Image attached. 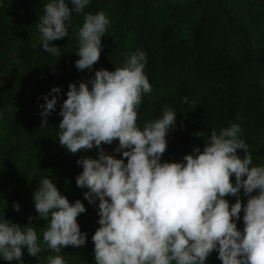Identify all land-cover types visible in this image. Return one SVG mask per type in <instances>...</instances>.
Returning a JSON list of instances; mask_svg holds the SVG:
<instances>
[{"label":"clouds","instance_id":"clouds-1","mask_svg":"<svg viewBox=\"0 0 264 264\" xmlns=\"http://www.w3.org/2000/svg\"><path fill=\"white\" fill-rule=\"evenodd\" d=\"M70 3L71 8L66 0H49L39 17V45L54 56L60 47L50 42L69 35L72 14L82 12L90 0ZM110 23L104 11L85 14L77 33L78 70L98 62ZM147 62L146 53L136 50L125 54L122 67L99 69L78 86L70 83L59 112L60 145L72 153L98 149V158L78 159L83 170L76 177V185L88 189L84 199L99 202L100 226L92 235L95 264H206L213 251L222 264H264V165L250 167L252 155L238 123L219 134L213 129L203 150L194 147L179 162L162 161L177 114L165 108L159 118L137 125L142 98L153 90L144 72ZM60 92L53 87L42 97L41 127L48 124ZM114 141L122 158L102 147ZM241 189L248 197L245 204ZM229 195L236 198L231 205ZM33 201L38 218L47 221L43 242L49 249L60 253L62 247L86 244L87 233L77 221L86 211L80 199L70 202L46 177ZM13 207L18 211L20 205ZM241 211L242 230L237 227ZM38 240L34 226H21L0 213V259L23 264L24 249L33 257L42 251ZM47 264L67 262L60 254L50 256Z\"/></svg>","mask_w":264,"mask_h":264},{"label":"trees","instance_id":"trees-1","mask_svg":"<svg viewBox=\"0 0 264 264\" xmlns=\"http://www.w3.org/2000/svg\"><path fill=\"white\" fill-rule=\"evenodd\" d=\"M48 2L0 0V213L21 226H34L42 248L36 257L24 249L23 264H47L56 255L43 242L46 225L28 219L38 215L33 195L46 177L70 202L80 199L86 208L77 217L81 231L87 233L86 244L62 247L64 259L67 264H95L92 235L100 226L99 202L93 205L84 199L88 189L78 187L76 177L83 170L78 159L98 158V149L72 153L60 145L59 112L70 83L78 86L99 69L122 67L125 54L146 53L144 72L153 88L142 98L137 125L143 127L159 118L165 108L177 114L162 161L179 162L194 147L203 150L213 129L219 134L238 123L241 139L252 155L250 167L264 165V0H244L248 8L257 7L252 27L251 21L243 24L235 17L228 0H90L82 12L72 14L69 35L50 42L60 47V55L55 56L36 41L40 38L39 17ZM66 3L72 7L70 0ZM214 3L219 16L210 14ZM99 11L111 21L102 37L103 50L91 69L78 70L77 33L85 14ZM233 51L236 59L231 58ZM53 87L61 89L56 109L41 127L42 97ZM117 146L118 141L102 144L107 154L122 158L114 151ZM237 152L243 157V150ZM230 179L234 182L235 177ZM225 198L230 205L236 199ZM247 198L241 189L242 204ZM15 203L20 205L18 211ZM240 215L237 227L242 230L243 211ZM206 263L222 264L216 251ZM0 264L18 262L0 259Z\"/></svg>","mask_w":264,"mask_h":264},{"label":"rangeland","instance_id":"rangeland-1","mask_svg":"<svg viewBox=\"0 0 264 264\" xmlns=\"http://www.w3.org/2000/svg\"><path fill=\"white\" fill-rule=\"evenodd\" d=\"M171 1H174V2H177V3H181V2L184 3V0H181V1H179V0H171ZM228 2L229 3H232V5H233L235 17L238 20H240L241 22H243V24H245V22L246 23H249V21H251L250 24H249V26H250L252 24L253 20L255 19V16H256L255 13H256L257 7L255 6V7L251 8L252 7L251 6L250 8H248V6L244 3V0H228ZM211 8H212V10L210 9V14L211 15L214 14L216 16H219L214 11L215 9H217L215 3L212 5ZM252 26L253 25H251V27ZM36 41L38 42L39 39H36ZM230 53H232L231 58L232 59H236L235 58L236 56H235L234 51L233 52H230ZM37 189L38 188H35V190H37ZM71 191L73 192L74 190L71 189ZM32 217H33L32 221H33V223L35 222V225H38V226H41V225L45 226L46 225L45 224L46 221L43 220V219L40 221L41 218H38V215L32 216ZM30 224H31V222H30ZM60 254L64 256V252L56 253V255H60Z\"/></svg>","mask_w":264,"mask_h":264}]
</instances>
